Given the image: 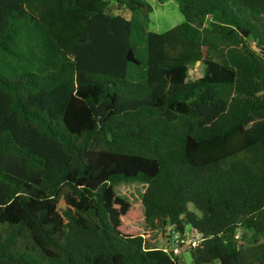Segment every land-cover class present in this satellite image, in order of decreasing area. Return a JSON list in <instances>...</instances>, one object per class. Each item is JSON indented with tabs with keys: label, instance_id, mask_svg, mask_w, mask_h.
Instances as JSON below:
<instances>
[{
	"label": "trees",
	"instance_id": "1",
	"mask_svg": "<svg viewBox=\"0 0 264 264\" xmlns=\"http://www.w3.org/2000/svg\"><path fill=\"white\" fill-rule=\"evenodd\" d=\"M173 1L0 0V264H264V0Z\"/></svg>",
	"mask_w": 264,
	"mask_h": 264
},
{
	"label": "rangeland",
	"instance_id": "2",
	"mask_svg": "<svg viewBox=\"0 0 264 264\" xmlns=\"http://www.w3.org/2000/svg\"><path fill=\"white\" fill-rule=\"evenodd\" d=\"M152 7V11L148 14L144 20V29L147 32L164 33L171 28L181 24L183 17L178 10L177 4L173 0H145ZM111 12H117L116 9H111ZM123 14L129 17L128 12ZM139 50L136 53L140 62H144L146 59L144 45L139 43ZM194 73L198 74V70H194ZM115 193L124 199H126L131 206L136 207L139 204L140 196L144 191V185L140 183H131L127 189L119 187L118 184L114 185ZM180 259L182 264H192L190 254L184 252L181 254Z\"/></svg>",
	"mask_w": 264,
	"mask_h": 264
},
{
	"label": "built area",
	"instance_id": "3",
	"mask_svg": "<svg viewBox=\"0 0 264 264\" xmlns=\"http://www.w3.org/2000/svg\"><path fill=\"white\" fill-rule=\"evenodd\" d=\"M202 238L197 232L185 231L184 233L175 232L173 236L160 239L163 242V251H172L174 254H181L182 252L189 251L191 247L199 245Z\"/></svg>",
	"mask_w": 264,
	"mask_h": 264
},
{
	"label": "water",
	"instance_id": "4",
	"mask_svg": "<svg viewBox=\"0 0 264 264\" xmlns=\"http://www.w3.org/2000/svg\"><path fill=\"white\" fill-rule=\"evenodd\" d=\"M122 5H120L121 7ZM117 6H113L112 9H116ZM200 63L196 62L195 67H197ZM188 75L191 77L193 75V70H188Z\"/></svg>",
	"mask_w": 264,
	"mask_h": 264
}]
</instances>
